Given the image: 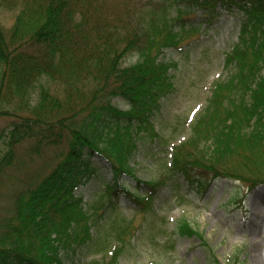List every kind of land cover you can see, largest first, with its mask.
<instances>
[{"label":"trees","instance_id":"16d2710c","mask_svg":"<svg viewBox=\"0 0 264 264\" xmlns=\"http://www.w3.org/2000/svg\"><path fill=\"white\" fill-rule=\"evenodd\" d=\"M107 1L0 0V7L17 11L8 29L0 24V109L16 113L0 171L14 163V148L23 142L36 153L64 145L48 173L10 195L0 218V264H66L63 258L76 249L100 251L114 240L120 245H109L108 258L85 264H117L134 230L130 221L101 227L98 217L120 195L145 213L160 185L174 175L201 194L218 178L241 179L249 188L264 183L228 164L242 158L246 166V154L264 148V0H175L183 5L175 16L182 24L191 9L209 17L217 3L237 5L243 20L238 41L224 55L228 77L215 83L190 137L172 146L168 174L142 182L143 193L122 183L124 176L134 177L135 134L155 135L149 118L174 89L170 69L176 63L160 56L197 29L174 30L142 9L119 11L118 2L106 10ZM130 55L134 62L124 65ZM51 83L61 88L62 99L49 92ZM116 97L126 109L112 103ZM14 101L19 105L11 106ZM94 157L108 164L110 178L99 177ZM92 177L104 189L86 205L75 191ZM93 229L100 234L93 236ZM176 229L201 237L185 220Z\"/></svg>","mask_w":264,"mask_h":264},{"label":"rangeland","instance_id":"374dc122","mask_svg":"<svg viewBox=\"0 0 264 264\" xmlns=\"http://www.w3.org/2000/svg\"><path fill=\"white\" fill-rule=\"evenodd\" d=\"M115 2L119 11L123 7L127 12L142 9L147 16L166 20L174 30L182 25L175 18L182 3L175 0H108L106 10L114 8ZM16 12L0 7V24L8 29ZM108 12L104 13L111 15ZM200 14V10H195L185 24V28L193 26L198 32L185 34L179 48H166L160 56L176 63L170 69L174 89L159 100L150 117L157 135L141 132L136 136L131 165L140 181H154L166 174L171 145L190 137L191 126L202 114L215 82L228 77L224 54L238 40L243 14L237 5L228 8L223 4L215 8L210 19ZM134 60L135 56L130 55L123 64ZM48 87L49 92L57 93L62 99L63 91L56 83ZM112 103L122 110L127 108L119 98H114ZM18 105L14 101L11 106ZM15 114H5L0 109V156L7 148L5 134ZM63 147L45 146L36 153L29 143L23 142L14 148V163L0 171V218L9 208L10 195L48 173ZM246 155L250 163L243 166L242 158L233 159L228 162L231 169L236 167L244 178L264 179V148ZM92 161L100 178H110L111 170L105 161L99 157ZM123 186L138 193L146 190L129 176L124 177ZM101 190L103 183L92 177L75 194L88 205ZM181 220L187 221L201 237L179 235L176 227ZM98 221L101 227L130 221V229L137 230L133 237H126L129 241L122 247L117 264H264V183L250 189L241 179L218 178L201 194L182 176L174 175L158 188L145 213L138 212L132 201L120 195L113 207H105ZM92 234L100 233L93 229ZM109 238L110 242L114 239ZM113 243L120 245L117 240L110 244ZM110 244L100 251L93 247L76 249L63 258L64 262L85 264L91 259L106 258Z\"/></svg>","mask_w":264,"mask_h":264}]
</instances>
